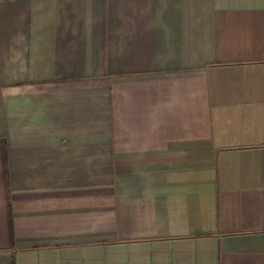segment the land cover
Instances as JSON below:
<instances>
[{
    "label": "crops",
    "instance_id": "crops-1",
    "mask_svg": "<svg viewBox=\"0 0 264 264\" xmlns=\"http://www.w3.org/2000/svg\"><path fill=\"white\" fill-rule=\"evenodd\" d=\"M0 264H264V0H0Z\"/></svg>",
    "mask_w": 264,
    "mask_h": 264
}]
</instances>
